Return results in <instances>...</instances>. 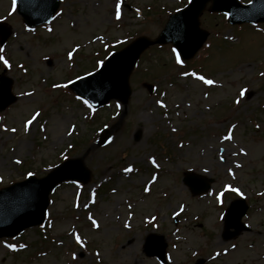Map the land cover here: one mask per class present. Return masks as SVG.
<instances>
[{
    "label": "rangeland",
    "instance_id": "rangeland-1",
    "mask_svg": "<svg viewBox=\"0 0 264 264\" xmlns=\"http://www.w3.org/2000/svg\"><path fill=\"white\" fill-rule=\"evenodd\" d=\"M63 1L51 31H34L0 0V21L12 31L0 45L11 67L0 61V73L7 69L18 98L0 112V189L46 176L65 156L84 158L91 180L52 194L45 233L1 240L0 264H162L145 253L152 235L168 241L167 264H264V25L231 26L207 7L199 59L183 66L170 45L155 46L131 75L128 104L93 110L69 85L98 70L110 49L156 39L188 0ZM187 172L212 180L211 190L193 195ZM226 185L243 196L225 192L221 204ZM237 198L249 205L250 231L226 241L224 218Z\"/></svg>",
    "mask_w": 264,
    "mask_h": 264
},
{
    "label": "water",
    "instance_id": "water-1",
    "mask_svg": "<svg viewBox=\"0 0 264 264\" xmlns=\"http://www.w3.org/2000/svg\"><path fill=\"white\" fill-rule=\"evenodd\" d=\"M210 1L213 2L211 11L228 12L233 24L264 22V0H255L249 6H242L237 0H192L187 9L171 17L157 40L152 41L143 37L114 54L98 73L75 83L76 92L88 99L95 107H100L112 99L126 104L132 93L130 76L141 55L150 46L172 42L184 58H191L204 44L208 34L200 29L199 17ZM27 2L28 0H21V11L24 14H26ZM57 5L58 3H55L51 14L54 13ZM8 35L6 32L4 37ZM11 85V81L2 79L0 99H5L6 102L0 103L1 109L15 101V98L9 94ZM90 177V171L85 166L84 160L73 159L57 167L44 179L32 177L26 182L0 191V237H13L26 228L42 224L46 218L49 195L58 184L68 180H77L86 184L90 181ZM196 181V178L190 175L185 178V183L195 194L209 188L208 184H204L198 189ZM246 210L244 201L235 202L229 210L226 219L227 232L230 227L236 228V232L231 237L238 236L246 228L241 223ZM153 240L159 243L157 250L150 249L149 243ZM165 249L163 238L151 237L148 240L146 246L148 255L158 256L165 261Z\"/></svg>",
    "mask_w": 264,
    "mask_h": 264
},
{
    "label": "snow or ice",
    "instance_id": "snow-or-ice-1",
    "mask_svg": "<svg viewBox=\"0 0 264 264\" xmlns=\"http://www.w3.org/2000/svg\"><path fill=\"white\" fill-rule=\"evenodd\" d=\"M15 3H16V0H13V5H15ZM189 3H191V0H189ZM120 5L118 4L117 6H116V19L117 20H119L121 17H120ZM49 31H51V29H49ZM3 51V49L2 48H0V52H2ZM172 51H173V53L175 54V59H176V63L177 64H183V60L181 59V53L177 50V49H175V48H173L172 49ZM71 57H72V53H69V59H71ZM0 61H3V63H4V65L6 66V67H11V65L9 64V62H8V60H6V59H4V57L3 56H0ZM101 65H103V62L101 61ZM184 75H189V73H187V72H185L184 73ZM191 75H196L195 73H192ZM261 75H264V73H261ZM196 79L197 80H200V81H203V83L204 84H207V85H212L213 83H214V81L213 80H211V79H206L204 76H196ZM56 87H60V85H56ZM26 95H32V93H26ZM241 95H243V92L241 93ZM85 103H87V101H85ZM119 106V105H118ZM163 106V105H162ZM40 115V113L39 112H37L33 117H32V119L31 120H29L28 122H27V125H31L32 123H33V121L34 120H36L37 119V117ZM233 127H235V126H233ZM174 131H175V129H173ZM12 131H15V129H13ZM224 139L225 140H230V139H232V135H231V132H229V134L228 135H226L225 137H224ZM64 159L65 160H67L68 159V157L67 156H65L64 157ZM17 163H20V161H16ZM152 163L153 164H155L156 162H155V160L153 159L152 160ZM237 167H239V165H237ZM124 171L125 172H131L132 171V168H125L124 169ZM205 171H207V169H205ZM31 175H33V173H29V176H31ZM149 189H145V191H148ZM225 192H232V193H235L237 196H243V192L239 189V188H236V187H233V186H231V185H226L225 187H224V191H222V192H220L217 196H216V199H217V201L218 202H220L221 204H223V196H224V194H225ZM95 195V193H93V196ZM90 219H91V217H89ZM224 217H221V219H223ZM92 224L94 225V226H96V227H99V225L97 224V222H96V220L95 219H92ZM75 239H76V241H77V243H80L81 242V240H80V237L77 235L76 237H75ZM9 247H13L12 245H9ZM217 255H219V253L217 254ZM75 258V257H74Z\"/></svg>",
    "mask_w": 264,
    "mask_h": 264
}]
</instances>
